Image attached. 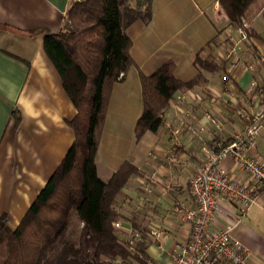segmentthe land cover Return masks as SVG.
I'll list each match as a JSON object with an SVG mask.
<instances>
[{"label":"crops","instance_id":"obj_1","mask_svg":"<svg viewBox=\"0 0 264 264\" xmlns=\"http://www.w3.org/2000/svg\"><path fill=\"white\" fill-rule=\"evenodd\" d=\"M70 5V0H0V214H8L12 229L74 139L68 121L76 108L43 47L44 36L60 30ZM251 12L250 40L264 53V0H257ZM223 25L218 0H151V18L136 19L124 28L131 39L133 62L112 84L95 163L104 180L125 161L136 168L117 197L116 207L122 214L118 219L124 227L135 222L142 228L146 255L156 262L165 258L149 230L160 228L159 241L168 249L174 241L185 240L190 225L173 206L193 204L189 180L202 157L203 144L218 137V125L224 137L239 130L243 120L235 109L248 105L259 91L264 95V61L253 70L245 61L238 63L229 85L223 73L204 71L200 84L174 92L163 108L161 125L136 139L135 124L142 109L140 73L151 74L171 61L176 78L192 79L198 73L194 64L198 50L224 60V52L238 38L231 25L218 32ZM240 54L250 59L242 50ZM253 80L259 87L250 85ZM178 94L184 99H177ZM180 121L185 125L173 141L172 128ZM199 125L205 126L201 132ZM256 152L264 157V129ZM223 167L239 181L250 182L231 160H224ZM212 224L232 227L249 249L246 264H264V189L242 213L220 198Z\"/></svg>","mask_w":264,"mask_h":264},{"label":"trees","instance_id":"obj_2","mask_svg":"<svg viewBox=\"0 0 264 264\" xmlns=\"http://www.w3.org/2000/svg\"><path fill=\"white\" fill-rule=\"evenodd\" d=\"M218 2L224 20L219 32L242 18L249 22L257 0ZM150 18L151 0L75 1L60 30L44 36V50L76 108L68 121L74 139L17 226L10 228L8 214H0V264H113L115 256L127 255L114 222L122 216L116 207L121 187L136 168L125 161L104 180L97 173L95 152L112 84L133 62L124 28ZM194 64L198 73L187 81L174 76L171 61L151 74L140 73L142 109L136 139L161 125L163 108L175 91L200 84L204 71L226 75L225 60L211 52L203 55L202 48ZM133 226L139 228L135 222Z\"/></svg>","mask_w":264,"mask_h":264},{"label":"built area","instance_id":"obj_3","mask_svg":"<svg viewBox=\"0 0 264 264\" xmlns=\"http://www.w3.org/2000/svg\"><path fill=\"white\" fill-rule=\"evenodd\" d=\"M84 0H70V3ZM237 32L238 38L223 54L226 62L224 80L230 84L233 80L231 71L238 63L245 61V66L253 70L257 62L264 61V53L256 49L247 33L249 22L242 18L240 23L230 24ZM248 54L250 59L240 54ZM122 74H120L121 76ZM250 85H258L253 80ZM259 87V86H258ZM177 99L183 100L184 95L178 94ZM235 115L243 120L239 130L231 132L228 137L219 135L221 126L218 125L216 137L210 144H203L202 157L196 164L189 180V192L193 204L183 202L173 206V210L180 211L190 229L183 241H174L171 246L159 241L161 229L151 228L149 233L155 238V247L159 255L165 258L163 262H156L146 255L142 248L144 231L134 226L124 227L119 219L114 222L117 235L126 247L127 255L115 256L113 264H246L249 249L231 231V226L215 228L212 224L219 210V199L222 198L237 206L240 213L247 210L256 202L264 189V157L257 151L258 137L264 129V95L259 91L253 101L246 106H239ZM163 116V111H162ZM185 121L172 128V139L177 135ZM170 128V122L167 123ZM204 125H199L201 132ZM218 134V135H217ZM229 159L250 177L249 183L239 181L231 176L223 167L224 160ZM239 216L235 218L238 222Z\"/></svg>","mask_w":264,"mask_h":264},{"label":"rangeland","instance_id":"obj_4","mask_svg":"<svg viewBox=\"0 0 264 264\" xmlns=\"http://www.w3.org/2000/svg\"><path fill=\"white\" fill-rule=\"evenodd\" d=\"M220 59H222V58H220ZM79 226H80V225H79ZM73 228H74V231H73V232H74V233H73V237H76L77 230L75 229V228H76L75 226H74Z\"/></svg>","mask_w":264,"mask_h":264}]
</instances>
